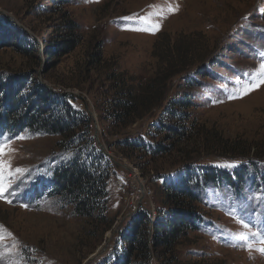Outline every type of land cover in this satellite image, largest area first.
I'll list each match as a JSON object with an SVG mask.
<instances>
[{
	"label": "rangeland",
	"instance_id": "1",
	"mask_svg": "<svg viewBox=\"0 0 264 264\" xmlns=\"http://www.w3.org/2000/svg\"><path fill=\"white\" fill-rule=\"evenodd\" d=\"M67 21L78 26L75 49L46 52L61 43ZM0 28V90L11 86L27 92L41 85L71 97L72 107L92 120L89 134L95 148L112 164L104 213L78 218L53 191L54 171L71 158L56 148L58 138L26 129L12 134L0 127L3 138H11L5 161L24 170L12 182L16 194L0 199V264H113L121 249L117 240L134 213L143 209L153 217L163 208L161 177L173 179L184 166L196 168L194 161L201 169L229 174L240 168L243 184L237 182V191L224 181L202 188L200 228L166 258L151 253L149 264H168L163 259L173 264H264V254L256 251L264 247L257 243L264 236V84L246 95L235 87L264 79L259 68L264 63V0H0ZM26 37L37 50L27 46ZM183 69L186 74L169 80L166 101L186 91V76L198 86L191 91L189 121L183 126L167 121L177 125V135L157 131L162 108L122 124L108 119L114 77L138 93L140 82ZM204 71L209 76L193 77ZM207 133L246 141L249 158L202 152ZM139 139L164 151L156 156L122 149L125 142ZM232 162L238 166H223Z\"/></svg>",
	"mask_w": 264,
	"mask_h": 264
},
{
	"label": "trees",
	"instance_id": "2",
	"mask_svg": "<svg viewBox=\"0 0 264 264\" xmlns=\"http://www.w3.org/2000/svg\"><path fill=\"white\" fill-rule=\"evenodd\" d=\"M65 30L67 33L61 37L58 47L53 49L47 47L46 52L51 53L56 50L59 54H68L75 49L78 44L76 37L78 34L74 33L77 32L78 26L67 21ZM25 43L36 49L33 40L26 37ZM96 56L97 53L94 52L92 57ZM181 73H185V70L176 71L167 76L158 73L155 78L140 82L138 93L132 91L121 79L114 77L116 85L107 105L110 111L108 119L115 124H122L131 118H142L152 109L162 108L163 113L156 124L157 131L165 133V130H168L177 135L179 133L176 131L177 125L171 126V123L167 121L182 124L181 126L189 121L188 109L191 108L192 99H194L191 91L194 86H198V83L191 79L189 82L193 83H188L189 76H186L184 80L186 91L166 101L168 91L165 90L168 88L169 80L172 76ZM201 75L206 77L209 73L198 72L193 74V77ZM1 90L0 127L12 134L26 129L35 134L56 137L59 140L56 148L68 151L67 153L70 154V160L58 167L52 175L54 193L73 207V213L78 218L89 220L103 214L107 198V180L112 174V164L95 148L94 139L91 133L89 134L92 120L88 114L74 109L71 105L73 101L71 97L51 93L41 85H36L34 89L27 92L14 90L11 86L6 88L2 86ZM3 118H5V124L2 125ZM207 134L209 140L202 144V152L213 149L219 155L228 158H249L251 144L246 141ZM239 142L244 145L241 146ZM122 149L137 153L148 152L156 156L164 151L161 146L152 148L150 145L142 144L141 139L125 142ZM194 156L200 155L196 153ZM194 158L196 157L188 160ZM193 164H196V168L184 166L173 179L161 177L162 181L158 188L160 200L164 204L163 208L158 207L153 217L143 209L134 213L126 227L127 232L123 236L120 235L117 240L121 249L119 256L116 257L118 260L115 258L116 261L113 264H149L151 253L158 260L171 255L175 245L188 234L197 232L202 224V213L199 209L202 206L199 198L200 190L206 188L208 183L219 184L224 181L234 184V186L231 185L237 191L238 183L243 184L242 180L245 179L244 171L240 168L233 169L229 174L217 168L201 169L198 166L201 163L197 161ZM194 169L200 170V174ZM260 180L264 181V177ZM163 260H166L168 264L174 262L169 259Z\"/></svg>",
	"mask_w": 264,
	"mask_h": 264
},
{
	"label": "snow or ice",
	"instance_id": "3",
	"mask_svg": "<svg viewBox=\"0 0 264 264\" xmlns=\"http://www.w3.org/2000/svg\"><path fill=\"white\" fill-rule=\"evenodd\" d=\"M169 11H172V9H169ZM262 56H264V53H261ZM259 68L264 70V63H261L259 65ZM259 84H264V79H261L259 83H252L251 80H249L246 83L237 84L235 87L237 90H240L242 88V93L246 95L247 92L253 88L258 87ZM227 91V89H226ZM230 96H232L231 93H229ZM214 102H221V101H214ZM17 139H24L25 137L18 136ZM10 139H4L3 134L0 133V199L5 198V193H8L9 195H15V188L12 187V182L16 179L17 176L22 175L24 170L21 168H11V162L5 161L4 157L5 155L11 154V147H10ZM225 167H236L238 166V162H232L230 164L223 165ZM6 202H11L10 200H7ZM247 226V225H245ZM253 236H255V233H253ZM241 240L247 241L248 237L244 234H240L239 237ZM257 243L264 244V236H261L260 239L257 241ZM247 249L251 250L253 245L251 243H247L244 245ZM256 251L261 252V254H264V247L257 248Z\"/></svg>",
	"mask_w": 264,
	"mask_h": 264
},
{
	"label": "built area",
	"instance_id": "4",
	"mask_svg": "<svg viewBox=\"0 0 264 264\" xmlns=\"http://www.w3.org/2000/svg\"><path fill=\"white\" fill-rule=\"evenodd\" d=\"M121 176L123 177V174H122ZM123 178H124V177H123ZM124 181H125V178H124ZM125 186H127L126 183H125ZM140 195H141L140 192H137V193L135 194V199H136V202H137L136 204H138V202H139L140 199H141V198H140ZM145 197H146V196H145ZM138 198H139V199H138ZM135 208H136V207H133V210H135Z\"/></svg>",
	"mask_w": 264,
	"mask_h": 264
}]
</instances>
